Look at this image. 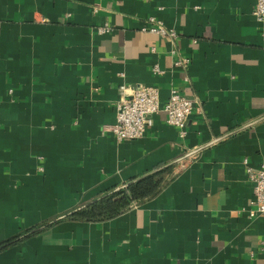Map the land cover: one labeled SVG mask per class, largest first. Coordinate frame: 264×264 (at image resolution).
I'll list each match as a JSON object with an SVG mask.
<instances>
[{
	"label": "crops",
	"instance_id": "0c3cea01",
	"mask_svg": "<svg viewBox=\"0 0 264 264\" xmlns=\"http://www.w3.org/2000/svg\"><path fill=\"white\" fill-rule=\"evenodd\" d=\"M255 3L0 0V242L172 165L154 197L111 219L58 222L1 251L0 264H264L244 164L264 163ZM149 16L176 30L174 43L144 29ZM143 84L162 102L173 87L198 101L184 139L163 111L138 139L105 130Z\"/></svg>",
	"mask_w": 264,
	"mask_h": 264
},
{
	"label": "built area",
	"instance_id": "2783aa9c",
	"mask_svg": "<svg viewBox=\"0 0 264 264\" xmlns=\"http://www.w3.org/2000/svg\"><path fill=\"white\" fill-rule=\"evenodd\" d=\"M253 13L259 20L264 19V0H256ZM144 22L146 24L144 29L168 35L173 43L176 40V30L168 28L155 17L149 16ZM172 52L178 54V59L174 64L187 69L192 62L191 57L183 55L176 47L173 48ZM154 71L162 72L158 65L154 66ZM197 104L198 101L187 98L175 87L171 89L169 98L162 102L159 89L156 86L139 85L131 88L129 95L123 94L120 97L117 104L116 121L107 125L105 130L109 131L118 142L138 139L153 126L155 115L163 111L166 114L167 123L178 130L179 139H184L187 134V120ZM244 164L253 192V198L248 209L249 215L251 217L264 216V163L255 167L251 165L249 159L245 158Z\"/></svg>",
	"mask_w": 264,
	"mask_h": 264
},
{
	"label": "trees",
	"instance_id": "16d2710c",
	"mask_svg": "<svg viewBox=\"0 0 264 264\" xmlns=\"http://www.w3.org/2000/svg\"><path fill=\"white\" fill-rule=\"evenodd\" d=\"M171 173L172 165H162L155 171L135 178L118 189H110L99 198L67 211L52 221L33 226L1 241L0 252L23 242L63 220L95 222L114 218L129 210L133 205L157 195L169 180L168 177Z\"/></svg>",
	"mask_w": 264,
	"mask_h": 264
},
{
	"label": "water",
	"instance_id": "95a60500",
	"mask_svg": "<svg viewBox=\"0 0 264 264\" xmlns=\"http://www.w3.org/2000/svg\"><path fill=\"white\" fill-rule=\"evenodd\" d=\"M211 143H212V141H211ZM211 143H209V145H210ZM205 146H206V145H205ZM202 148H203V147L198 148V149H194V150L190 151L189 153H187V155L181 157L179 160L184 159L185 157H188V156H190V155H192V154L198 152V151L201 150Z\"/></svg>",
	"mask_w": 264,
	"mask_h": 264
}]
</instances>
